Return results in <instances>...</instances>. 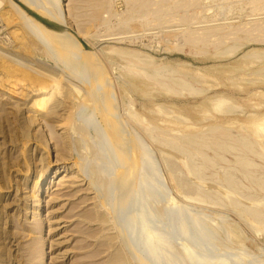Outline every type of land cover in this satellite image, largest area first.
I'll use <instances>...</instances> for the list:
<instances>
[{
    "label": "rangeland",
    "instance_id": "rangeland-1",
    "mask_svg": "<svg viewBox=\"0 0 264 264\" xmlns=\"http://www.w3.org/2000/svg\"><path fill=\"white\" fill-rule=\"evenodd\" d=\"M97 1L21 0L47 25L0 4V264H112L120 252L129 264H264V222L242 211L264 213V190L235 164L239 151L198 176L188 153L161 140L213 125L243 134L263 153L249 158L264 178V127L252 132L264 120V0H109L88 21ZM137 54L149 73L158 67L194 90H153L132 74ZM33 72L44 84H31ZM54 76L61 93L49 125L25 103ZM100 78L115 92L110 104L87 98ZM219 97L233 110L215 112Z\"/></svg>",
    "mask_w": 264,
    "mask_h": 264
},
{
    "label": "bare ground",
    "instance_id": "bare-ground-1",
    "mask_svg": "<svg viewBox=\"0 0 264 264\" xmlns=\"http://www.w3.org/2000/svg\"><path fill=\"white\" fill-rule=\"evenodd\" d=\"M19 1H21V0H19ZM3 2V0H0V4ZM12 7H15L16 8V10H17V12H18V14L20 15V17H22L24 20H29V15L26 13L27 11L16 1V0H12ZM135 3V2H134ZM111 5V4H110ZM95 8H96V10L94 11V12H92V14H90V16L87 18L86 16V18H87V20L88 21H94V20H97L98 18H99V15H100V11L101 10H104V9H106L107 10V8H109V0H98L97 1V3H95ZM111 8V7H110ZM111 10V9H110ZM110 10H109V12H110ZM91 11V10H90ZM108 12V11H107ZM89 13V12H88ZM88 15V14H87ZM101 16V15H100ZM22 18H21V20H22ZM101 18V17H100ZM25 22V21H24ZM26 26H27V24L26 23H24ZM28 27V26H27ZM218 32H220V31H218ZM211 34V33H210ZM4 37V36H3ZM201 37V36H200ZM194 40V39H193ZM238 40V39H237ZM195 41V40H194ZM189 46V45H188ZM112 47H109L108 49H111ZM117 48L118 47H116V51H120V49H118L117 50ZM104 50H106L105 48H103ZM113 49H114V47H113ZM234 49V48H233ZM233 49H229V51L231 52V51H234ZM115 50V49H114ZM113 50V51H114ZM110 51H112V49L110 50ZM228 51V52H229ZM130 52V51H129ZM132 52V51H131ZM226 52H227V50H226ZM225 52V53H226ZM229 52V54H231ZM237 52V51H236ZM120 53H125V51H123V49H121V51H120ZM135 53H136V51H135ZM224 53V54H225ZM50 54V53H49ZM132 54H134V53H132ZM140 54V53H139ZM128 55V54H127ZM143 55V54H142ZM222 55V54H221ZM51 56H52V54H51ZM115 56V55H114ZM129 56V55H128ZM131 56H133V55H131ZM131 56H129V57H131ZM139 56H141V55H139ZM138 56V54H137V56L136 55H134V57L133 58H135L136 59V62H134V63H131L130 64V66H134L135 68H133V70H131L132 71V74L133 75H137V74H142V76H141V80H143V76L146 78V77H148L149 79H151V81L153 80L154 82H149L148 81V83L151 85L152 83L154 84V83H158V84H160V85H162V86H164V87H166V86H168V87H172V86H174L175 88L177 87V88H187V89H191V90H194V88L191 86V84L187 81V80H185V79H183V78H180V77H178V76H171V77H168L167 78V76L165 77V75L162 73V69H159L158 67L156 68V67H154V68H152V67H149L148 65V67H149V70H150V68H151V70H150V73L148 72V71H146V69H144V67L146 66L145 64H147L146 63V61L148 62L149 60H147V56L145 55V58H141V57H139ZM150 57V56H149ZM132 58V57H131ZM152 59V58H151ZM153 60V59H152ZM134 61V60H133ZM153 62V61H152ZM151 62V63H152ZM33 64V63H32ZM140 64H143V65H141L140 66ZM21 65H24V66H26V64H23L22 62H21ZM145 65V66H144ZM150 65H152V64H150ZM30 66V65H29ZM144 66V67H143ZM162 66V65H161ZM27 67V66H26ZM143 67V68H142ZM163 68V67H162ZM23 69V68H22ZM17 70V69H16ZM19 70V69H18ZM17 70V71H18ZM32 70V69H31ZM147 70H148V68H147ZM17 71H15L14 73L15 74H17ZM21 71V73L20 74H22L23 76L25 75V73H27V75L26 76H28V75H30V74H28V72H26V69H25V71H24V69L23 70H20ZM19 71V72H20ZM28 71V70H27ZM130 71V72H131ZM36 72V71H35ZM35 72H33V73H31V74H34ZM69 72V71H68ZM67 72V73H68ZM30 73V72H29ZM64 73V72H63ZM143 73H144V75H143ZM38 75V73H35V75ZM70 74V73H69ZM12 75V74H11ZM35 75L34 76H31V77H33V78H31V84H32V79L34 80V81H37L38 82V84L40 83H42V84H44L43 83V81H42V77H41V79L40 78H38L39 76H37L36 75V77H35ZM40 75V74H39ZM128 75H131L130 73L128 74ZM132 76V75H131ZM139 76V77H140ZM135 77H137V76H135ZM23 78V77H22ZM131 78V77H130ZM133 78V77H132ZM131 78V79H132ZM25 79H26V77H25ZM137 79H139V78H137ZM43 80H44V78H43ZM134 80H136V78H134ZM146 80V79H145ZM145 80L143 81V82H145ZM148 80V79H147ZM140 81V80H139ZM30 82V81H29ZM81 82H83V81H81ZM100 87H99V91H100V93L99 94H95L94 96H93V87H91V86H89L88 87V90H87V88L86 87H84V89H85V91H86V93H87V98H89V96H91L93 99H98L102 104H110V103H112L113 101H115L114 99H115V92L113 91V87L110 85V83L109 82H107V81H105V80H103V79H101L100 78ZM148 83H145V85L146 84H148ZM37 84V83H36ZM77 84V83H76ZM139 84H141V85H144V84H142V81L139 83ZM157 84V85H158ZM33 85H34V83H33ZM47 86H45V87H41V88H43V90H39V92L37 93L36 92V98H34L31 102H26L25 104H27V105H29L30 104V109L31 110H33L35 113H38V114H42V119L44 120V122L45 123H48L49 125H50V123H54V121H55V119H54V116L52 115L53 113H54V109L55 108H57V103H59L60 101H59V97H58V95H56V93H55V91H54V89L56 88V87H59V86H57L56 85V78H55V76H54V78L50 81V82H48L47 84H46ZM66 85H69V84H66ZM78 85V84H77ZM77 85H75L74 87H73V90L75 91V93H77L76 94V98H77V95H78V97L79 96H81V95H85L86 96V94L85 93H83V91H82V89L80 88V86H77ZM83 85V84H82ZM86 85V84H85ZM85 85H83V86H85ZM150 85H148V86H150ZM72 86V85H71ZM137 86H138V84H137ZM136 86V87H137ZM13 87H14V85H13ZM151 87V86H150ZM149 87V88H150ZM153 87H154V89H153ZM153 87H151L153 90H155V84H154V86ZM158 87V86H157ZM144 88H146V87H144ZM148 88V89H149ZM150 88V89H151ZM56 89H58V88H56ZM55 89V90H56ZM53 90V91H52ZM139 90V89H138ZM152 90V91H153ZM175 90H177V89H175ZM174 90V91H175ZM5 91V90H4ZM7 92H9L10 94H12L13 96L15 95L16 96V94L18 93V90H16L15 88H12L11 86L10 87H8L7 86V90H6ZM57 91V90H56ZM6 92V93H7ZM59 92H60V87H59ZM140 92V91H139ZM149 92H150V90H149ZM165 92H167V91H165ZM30 93V92H29ZM61 93V92H60ZM71 93V92H70ZM142 93V92H141ZM144 93V92H143ZM151 94V93H150ZM170 94V93H169ZM145 95H148V94H145ZM211 96V95H210ZM85 98V97H84ZM90 99V98H89ZM88 99V100H89ZM95 99V100H96ZM84 100H86V99H84ZM25 101V100H24ZM87 101V100H86ZM214 101H215V103H214V106H215V108H216V110L217 111H215V112H218L219 111V113L221 112H227V111H232L233 110V107L235 106H232L233 104H232V102H231V104L228 102V99H226L225 97H219V98H216V99H214ZM234 102V101H233ZM75 103V102H74ZM77 103H78V101H77ZM82 103V102H81ZM83 104V103H82ZM81 106H83V105H81ZM108 107H111L110 105L109 106H107L106 108H108ZM72 109V108H71ZM99 110H100V113L103 115V116H107V111L105 112V110L103 109V108H98ZM129 109V108H128ZM162 109V108H161ZM163 109H164V107H163ZM162 109V110H163ZM161 110V111H162ZM178 110V109H177ZM126 111V110H125ZM170 111V110H169ZM173 111H174V109H173ZM172 111V112H173ZM180 111V110H179ZM214 111V110H213ZM42 112H45V113H42ZM81 112V111H80ZM128 112V111H127ZM133 112V111H132ZM178 112V111H177ZM179 113V112H178ZM125 114V113H124ZM132 114V113H131ZM77 115H78V112H77ZM176 115V114H175ZM132 116V115H131ZM168 116V115H167ZM263 116V115H262ZM135 117V116H134ZM180 117V116H179ZM253 117V116H252ZM259 118H261V116H258ZM137 118V117H136ZM131 119H132V117H131ZM134 119V118H133ZM138 119V118H137ZM179 119V118H178ZM181 120V119H180ZM262 120V119H261ZM37 121V120H36ZM253 123V122H252ZM140 124V123H139ZM263 124H264V120L263 121H260L259 120V122H255L254 123V125H253V130H252V132L254 133V134H256L257 136H260L261 134H260V132L263 130V128L262 127H264L263 126ZM251 126V125H250ZM220 127V126H219ZM219 127H214V125H213V128H212V126L210 127L211 128V130L210 131H206V132H209V133H205V134H202V133H204V132H202V133H200L201 135L200 136H197V135H184L183 137H179V138H176V139H174V137H173V139H170V138H168V140L166 139L167 137H165V135L166 134H164V133H166V132H164L163 131V133H162V135H164V137H165V139L163 138H161V140L164 142V143H166V145H168V146H170V147H173L174 149H176V150H179V151H182V152H184V153H188L189 155H190V160H189V162H186L187 163V167H188V169H189V171L192 173V174H195V175H201L203 172H204V170L206 169V167L208 166V165H213V164H215V162H216V160H218L219 158L220 159H222L223 158V153L226 151V152H232V151H239V153L237 154V156H236V162H235V164H237V166L239 167V169L244 173V175H245V177H247L252 183H254V184H257L261 189H263L264 190V178H260V177H258V176H256V165H255V163L249 158V154L250 153H255L256 155L258 154L259 156H261L263 153H261V152H257L256 151V147H258V146H256V143H254L252 140H250L248 137H244V136H242L241 134H239V136L237 137L236 135H234V134H232L231 132H229L228 130H225V129H221V127L219 128ZM261 128H262V130H261ZM208 129V128H207ZM231 129V128H230ZM146 130H147V132H148V134L151 136V137H154V138H156L157 137V135H159L160 133H158V134H156V136H155V133H154V130H153V128H148V127H146ZM161 131V130H160ZM157 132V131H156ZM264 133V132H263ZM171 134V133H170ZM161 135V136H162ZM241 135V136H240ZM246 135V134H245ZM177 137V136H176ZM157 140H159V137H158V139ZM255 141V140H254ZM165 146V145H164ZM205 148H212L214 151H215V156H214V158H209V157H207L206 156V154H205V152H204V149ZM259 148H261V146L259 147ZM261 149H263V151H264V143H262V148ZM260 151V150H259ZM177 153H179V152H177ZM195 156H200V157H202L203 158V160H204V163H202V164H198L197 162H195V160H194V158H192V157H195ZM183 158V157H182ZM187 161V160H186ZM77 163H78V161H77ZM76 162H75V164H77ZM65 164V163H64ZM64 168L66 169V168H68L66 165L64 166ZM260 170V169H259ZM262 170V169H261ZM59 172V170H56L55 171V173L57 174ZM193 176V175H192ZM174 177V176H173ZM139 180H140V177H139V179H138V182H139ZM226 180H227V182H228V184L230 185V186H232L233 188H237L238 187V183H237V181L231 176V175H229V174H227V177H226ZM96 185H94V187H95ZM133 186V185H132ZM40 190H41V187L40 188H37V192L39 191L40 192ZM99 196V195H98ZM195 197H197V196H195ZM193 198H194V196H193ZM213 199V198H212ZM199 200H201V199H199ZM214 200V199H213ZM101 201H102V199H101ZM203 201V200H202ZM242 211H244V212H250L252 215H254L255 216V218L256 219H258L259 221H261V222H264V213L262 212V211H258V210H256V209H242ZM98 214V213H97ZM97 217H98V221L99 222H102V223H104V222H106L107 220H106V217L104 216V215H100V216H98L97 215ZM43 219V218H42ZM95 220V219H94ZM262 224H264V223H262ZM231 228H233V227H231ZM234 229V228H233ZM215 231V230H214ZM231 231V230H230ZM232 232V231H231ZM232 234V233H231ZM235 234V233H234ZM233 235V234H232ZM236 235V234H235ZM111 263L112 264H129L128 263V258L125 256V255H123L121 252L120 253H116V254H114V255H112V258H111Z\"/></svg>",
    "mask_w": 264,
    "mask_h": 264
},
{
    "label": "water",
    "instance_id": "water-1",
    "mask_svg": "<svg viewBox=\"0 0 264 264\" xmlns=\"http://www.w3.org/2000/svg\"><path fill=\"white\" fill-rule=\"evenodd\" d=\"M26 11H28L30 14H32L34 17H36L37 19H40L41 21L44 22V20L35 12H33L32 10L28 9L23 3H21V1L16 0ZM45 23V22H44ZM46 24V23H45ZM47 25V24H46ZM49 25V24H48ZM50 26V25H49Z\"/></svg>",
    "mask_w": 264,
    "mask_h": 264
}]
</instances>
